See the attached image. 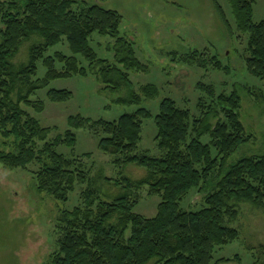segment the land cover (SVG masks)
<instances>
[{
    "label": "trees",
    "instance_id": "1",
    "mask_svg": "<svg viewBox=\"0 0 264 264\" xmlns=\"http://www.w3.org/2000/svg\"><path fill=\"white\" fill-rule=\"evenodd\" d=\"M213 1L232 33L223 9ZM227 1L237 29L249 35L247 70L264 79V20H254V0ZM122 21L119 11L85 0H0V134L5 147H0V165L10 169L39 166L37 191L56 202L68 201L77 184L86 185L80 195L81 205L58 210L59 248L52 254V264H219L230 260L214 258L217 247L239 238L238 229L229 222L240 212L230 202H251L264 209V153L228 164L251 138L240 118L242 101L237 90L218 94L213 85L199 82L197 88L212 104L206 106L202 95L198 117L176 100L164 98L155 116L156 140L162 151L159 157L139 151L144 120L153 115L144 106L112 121L72 115L68 118L70 128L52 138L57 128L43 126L27 109L43 111V100L32 96L51 81L90 73L104 85L102 90H126L116 103L140 104L143 97H155L159 93L155 84L143 85L139 91L134 87L129 71L149 67L137 57L134 43L121 34ZM95 33L114 38L113 59L100 57L92 47ZM33 37L36 40L29 46L27 60L15 62L21 46ZM64 41L73 54H48L50 48ZM176 58L198 67L230 70L217 55L208 56L197 49ZM40 64L45 68L41 77ZM47 94L54 102L67 101L73 95L65 89H50ZM216 107L221 108L223 119ZM80 128L103 135L98 146L113 156L115 165L136 164L146 169V175L115 180L121 192L111 200L102 199L84 160L91 153L69 157L58 151L62 145L76 146L75 130ZM207 134L209 143L201 140ZM146 186L150 195L161 197L153 217L135 212L138 199L134 191ZM205 188L204 207L196 211L182 208L181 203L193 189ZM233 259L241 264L239 255Z\"/></svg>",
    "mask_w": 264,
    "mask_h": 264
},
{
    "label": "rangeland",
    "instance_id": "2",
    "mask_svg": "<svg viewBox=\"0 0 264 264\" xmlns=\"http://www.w3.org/2000/svg\"><path fill=\"white\" fill-rule=\"evenodd\" d=\"M85 1L98 3L122 14L121 34L134 43L137 57L149 67L146 71H129L134 87L139 91L141 86L152 83L158 87L159 93L155 97H143L140 104H120L115 102L116 98L125 96L126 90L122 88L116 93L102 90L104 85L94 73L86 77L74 75L55 79L32 96V99L43 100V111L27 108L43 126L57 128L50 138L70 128L68 118L72 115L112 121L144 106L153 115L144 120L139 151L159 157L162 151L157 145L155 116L159 113L161 101L166 97L172 98L180 107L189 109L194 117H198L201 115L198 103L202 95L206 106L212 104L210 98L197 88V84L203 82L213 85L218 94H230L237 90L241 97L240 118L251 138L229 158L228 164L245 156L264 153V98H258L260 94L264 95V79L251 75L247 70L249 35L237 29L231 4L227 0L216 1L223 9L232 33L228 32L213 0ZM254 20H264V0H254ZM34 40L35 37L21 46L15 62L27 60L29 46ZM113 44L114 38L109 35L95 33L91 39V45L99 56L107 59L114 57ZM195 49L206 52L208 56L217 55L230 70L226 72L211 66L203 68L174 59L175 55L180 57ZM56 51L73 54L67 41L50 48L48 54ZM78 58L88 66L82 56ZM44 73L45 68L40 64L38 76ZM50 89L69 90L73 95L67 101L54 102L47 94ZM216 109L223 119L221 108ZM210 120L215 122L216 117ZM75 132L76 146L62 145L58 151L69 157L91 153V157H84V160L88 164L89 177L102 199L111 200L121 192L120 187L115 186V180L123 176L140 179L146 175V169L136 164L115 165L113 156L98 146L102 134L85 128L76 129ZM1 137L0 134V147L5 148L2 147L4 139ZM201 140L209 143L210 136L204 135ZM6 147L10 150L8 144ZM213 154H217L215 149ZM38 168L35 164L25 169L0 165V264H52V254L59 248L55 222L58 210L72 209L82 204L80 195L86 188L84 184H77L66 202H56L38 192L35 180ZM206 191V188L193 189L181 203L182 208L200 210L205 206ZM134 194L138 199L135 212L145 217L157 214L161 202L159 195H150L147 186L135 190ZM230 204L240 212L236 220L229 222L230 226L238 229L239 238L217 247L215 260L225 257L230 260L219 264H238L233 258L239 255L241 264L264 263V209L251 202ZM110 222H114V219ZM129 234L130 231L127 232Z\"/></svg>",
    "mask_w": 264,
    "mask_h": 264
}]
</instances>
